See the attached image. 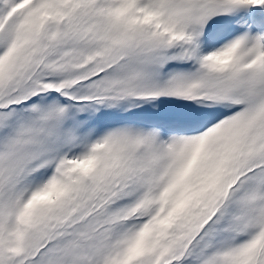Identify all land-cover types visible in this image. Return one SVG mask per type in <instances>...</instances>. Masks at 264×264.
Wrapping results in <instances>:
<instances>
[{
  "label": "snow or ice",
  "instance_id": "6c2138e0",
  "mask_svg": "<svg viewBox=\"0 0 264 264\" xmlns=\"http://www.w3.org/2000/svg\"><path fill=\"white\" fill-rule=\"evenodd\" d=\"M0 264H264V0H0Z\"/></svg>",
  "mask_w": 264,
  "mask_h": 264
}]
</instances>
